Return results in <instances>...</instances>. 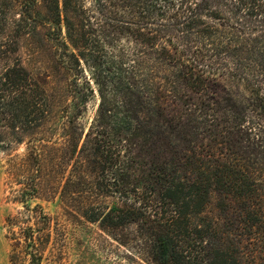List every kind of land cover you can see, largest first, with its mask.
<instances>
[{
	"label": "trees",
	"instance_id": "obj_1",
	"mask_svg": "<svg viewBox=\"0 0 264 264\" xmlns=\"http://www.w3.org/2000/svg\"><path fill=\"white\" fill-rule=\"evenodd\" d=\"M78 24H89V43L102 37L114 48L125 37L107 58L93 57L110 86L99 89L85 134L89 172L114 202L90 203L85 216L136 224L157 264H264V0H0V126L25 134L50 115L20 39L63 37L64 25L76 46L72 37H87ZM71 90L81 110L87 91ZM30 158L37 167L18 202L32 223L6 219L21 234L12 264H41L38 233L51 224L29 203L44 191L36 148Z\"/></svg>",
	"mask_w": 264,
	"mask_h": 264
},
{
	"label": "rangeland",
	"instance_id": "obj_2",
	"mask_svg": "<svg viewBox=\"0 0 264 264\" xmlns=\"http://www.w3.org/2000/svg\"><path fill=\"white\" fill-rule=\"evenodd\" d=\"M75 28L79 35L83 30L87 33V37H72L76 46L67 37L64 25L63 37H44L39 31L20 39L21 61L44 82L51 110L41 127L25 134L0 126V264H12V238L21 235H12L7 217L18 215L22 224L32 223L18 199L20 189L37 167L30 158L35 148L41 166L36 176L43 182L44 191L41 198L30 199L29 203L40 204L51 221L46 232L38 233L45 239L41 264H157L147 234L136 224L103 227L85 216L90 203L114 202L96 193L94 173L89 172L85 134L100 102L99 89L110 86L101 84L105 74L99 75L97 68H93V57L105 54L107 58L108 52H115L118 45L124 44L125 37H117L116 47L111 48L102 37H93L89 43V24ZM76 87L87 91L81 98V110L71 90ZM19 135H23V141L17 143ZM215 203L213 193L208 208L212 216L217 215ZM15 230L19 232L18 228Z\"/></svg>",
	"mask_w": 264,
	"mask_h": 264
}]
</instances>
